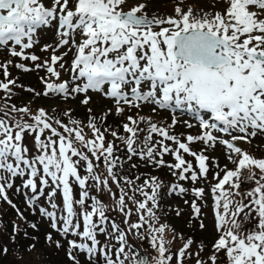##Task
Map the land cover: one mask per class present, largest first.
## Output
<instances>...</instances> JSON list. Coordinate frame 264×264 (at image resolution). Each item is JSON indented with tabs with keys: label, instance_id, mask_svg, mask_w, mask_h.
Listing matches in <instances>:
<instances>
[{
	"label": "rangeland",
	"instance_id": "obj_1",
	"mask_svg": "<svg viewBox=\"0 0 264 264\" xmlns=\"http://www.w3.org/2000/svg\"><path fill=\"white\" fill-rule=\"evenodd\" d=\"M139 2L144 4L142 13L147 17H162L161 20H164L169 15H179L183 11H189V16L193 17L192 21L195 24L208 21L205 24L212 26L210 28H214L213 19L217 20L223 25L222 29L227 40L233 43L234 48L228 54L234 60V66L223 67L215 71L200 69L197 71L196 79L191 81V84L188 86V98H190V102L193 104L192 113L196 112L193 113L195 116L191 117L188 111L179 113L170 111L169 109L168 115H170V119L175 121L179 126H186L187 130L192 127L202 128L204 125L203 121L208 117L203 113H201L203 118L198 117L200 111L197 109H202V105L205 102L220 104L228 101L230 97L233 107L229 115L230 118L228 119L227 112H224L226 118H223L221 126L216 129L212 128V132L209 131L210 134L203 136V139L197 144L195 149H192L193 143L186 145L180 143L176 139H173L168 132L165 134H155V139L151 143L152 146H156L155 142L158 140L159 145L169 148L174 154L180 152L188 153L193 156L196 155L199 162H203V160L207 162L204 165L198 166V162L195 159L190 160L182 175L180 174L181 178L176 174V184H178L179 188L173 189L169 193L166 189L170 182L162 179V190L156 189V192L149 191L145 194V199L150 202V207H145V203L141 201L144 197L136 190V186L132 182L130 183L124 176V173H127L124 167L117 166L118 172L121 174L110 175L109 185H105L102 180L98 184V178L95 177L94 179L97 183L93 187L100 195L103 206L95 214L92 212L93 220L99 222V218H103V220L109 218L114 219L116 222L118 221L119 227L128 225L133 238L132 245L144 250L149 255V260L155 261L156 259V264H197L196 260H200V258L202 259L201 264H257L256 262L261 256H263L264 262V162L259 163L261 169L258 170L252 166H243L245 162L243 165H240L239 163H232L230 161L231 158L237 160L238 157H242V153L234 155L236 152L233 151V148L238 147V142L246 140V138H248V143L250 144L248 147L261 159L264 158V61L258 62L245 52L251 50L264 56V32L255 30L253 24H251V17H256L258 14L250 15L248 13L239 22L235 18L226 17V8L228 6L223 1L219 4L217 2L212 4L201 0H139ZM263 13L264 8L261 17L258 18V21L262 20L263 23L258 22L257 25V29L262 31H264ZM163 23L161 22L157 27H163ZM144 31V28L140 29L139 27L135 31L142 44H145L144 36L147 37V35L143 36ZM254 32L262 34V39L256 36L259 41L253 42L252 45H247V42L250 43L252 41L251 36ZM48 34L51 35L52 33L49 32ZM36 38L39 37L36 36ZM59 39L60 37L54 36L50 38L52 49ZM150 40L152 38L147 37L145 41L149 43ZM105 41L109 50L123 53L124 46L118 44L119 42H114L112 37L105 39ZM7 47L15 50L22 49L20 41H13ZM157 48L160 49L159 52L162 54H164L163 52L166 53L165 41L157 42ZM37 51H39V47ZM45 61L46 57H41L35 66H31L29 70L31 72L24 73L25 78H22L24 79L23 81L28 82L32 76L42 75ZM26 65H29V63ZM18 80L21 82L20 79ZM250 85L255 86V88L249 87ZM34 96L35 94H31V91L27 89V93L24 99L21 100V103L12 104L7 100L8 97L5 95V91H0V118H4V122L0 123V136L4 142H7L10 136H15V139L18 140L22 138V155L26 156V153H29L30 156L34 157L31 159V163L35 166L37 175H40L41 173H38V169H41V164H43L42 168L45 167L44 164L58 168L61 156L66 157L65 164L69 160H75V158L72 151L74 145L52 136L48 129L45 128L48 125L56 127L58 122L62 120L58 115L53 114L51 110H46L45 105L41 104L37 105L36 109H19V106L27 104L26 100H31ZM94 96L101 99L98 94H94ZM48 98L53 102L51 95H48ZM92 101L96 103V98H93ZM138 103L142 106L147 105V108L141 109L142 113L140 116L143 123L154 126L155 115H151L153 112L151 105L142 98L138 99ZM106 105L109 109L111 108L108 103L104 102L103 106ZM257 105H262V110ZM40 106L43 107V110L45 108L46 111L43 112L42 108H39ZM244 107L246 112H243ZM209 124L210 122H207V128ZM223 129L225 134L221 132ZM71 133L75 138L76 143L74 141V144L76 147H81L83 142L89 143L92 140L89 133L84 137L80 136L74 129L71 130ZM238 135H243L246 138ZM228 143L231 144L230 148L227 147ZM242 143H240L241 146ZM191 149L192 153L190 152ZM162 153V150L158 149V153L152 155L154 163L149 162L148 165L153 166L156 164L160 169L168 171L173 176V166L165 163L173 161V159L169 154L162 156ZM162 157H164L165 162ZM177 157L174 156L175 159ZM250 157L253 159L251 155ZM90 158L92 159V156ZM243 159L249 160L248 157H243ZM111 165L109 164V168ZM202 166L206 168L205 174L200 172ZM225 170L233 173L234 177L231 181L229 180L230 182L226 181L227 187L233 181L224 194L226 213H223V216L220 214L217 219L212 213V208L215 207V204H211L210 194L206 191L204 192L203 202L202 187L206 189L209 174L217 172L219 175H222ZM63 172L64 170L60 174ZM2 173L11 175L9 179L5 178V181L18 182L25 180V183L28 184V179L31 178L30 175L25 174L26 171H21L18 177L5 168L2 169ZM20 188L19 186H12V190L15 191H19ZM47 190V184H45V187L40 192L35 193V200L40 203L43 201L49 203L44 194H42L43 192L46 193V196H49ZM158 199L159 202L162 199V202L165 204L164 209L170 211L169 214L173 225L180 230L190 221L194 224L203 223L200 229L194 232V235L199 234L200 238L204 239V244L209 250L206 254L204 253V248L193 243L190 250L187 249L183 252L186 254V258H184L180 251L182 249L181 244L186 238H182V236L176 233L178 232L177 230L169 227L164 234V231L162 233L155 232V228L152 225L162 222L159 218L161 211L156 212L155 204ZM122 201L126 204V207L121 206ZM194 203L196 204L195 207H193ZM54 205V203H51L50 207L54 208ZM192 207L196 209L195 213H197L193 216L194 219L188 215L189 209L192 210ZM127 208L131 209L132 213ZM179 211H181L180 215L178 214ZM54 212L55 210L47 212L43 209L39 213V216L42 217L44 223H48V216L51 217ZM62 216L67 220L64 221V228H62L63 233H65L69 216L65 212ZM147 218L150 219L149 226L143 223ZM81 219L83 220V217ZM221 221L223 224L219 230ZM162 223L164 224V222ZM136 224L143 225L142 229L140 227L137 228ZM87 231L92 234L94 240H99L102 243L103 248H108L110 244L107 245L102 235L91 227H87ZM69 235L70 237H74L76 235L75 229L70 231ZM218 237H225L228 240L224 247H213L217 245L216 240ZM71 243L74 244L71 246V250L74 251V248L79 243L75 241ZM79 248V256L85 259L89 254L88 248L85 245H81ZM254 253H257V255L253 257ZM136 258L137 256L135 255L133 261ZM181 259L185 261L183 262ZM88 260L90 261L91 258ZM125 263L129 264V261Z\"/></svg>",
	"mask_w": 264,
	"mask_h": 264
},
{
	"label": "trees",
	"instance_id": "obj_2",
	"mask_svg": "<svg viewBox=\"0 0 264 264\" xmlns=\"http://www.w3.org/2000/svg\"><path fill=\"white\" fill-rule=\"evenodd\" d=\"M80 111L85 113L84 107ZM7 196L9 202L0 194V264H92L69 258L61 250L60 238L42 223L39 210L23 197L9 191Z\"/></svg>",
	"mask_w": 264,
	"mask_h": 264
}]
</instances>
